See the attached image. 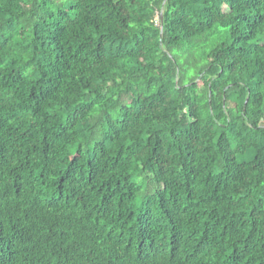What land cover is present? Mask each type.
Masks as SVG:
<instances>
[{"label": "trees", "instance_id": "1", "mask_svg": "<svg viewBox=\"0 0 264 264\" xmlns=\"http://www.w3.org/2000/svg\"><path fill=\"white\" fill-rule=\"evenodd\" d=\"M0 264H264V0H0Z\"/></svg>", "mask_w": 264, "mask_h": 264}, {"label": "clouds", "instance_id": "2", "mask_svg": "<svg viewBox=\"0 0 264 264\" xmlns=\"http://www.w3.org/2000/svg\"><path fill=\"white\" fill-rule=\"evenodd\" d=\"M124 3L126 5H128L129 7L131 6V0H124ZM177 55L179 56V53H177ZM187 58L184 57L182 59L179 60V64H180V70L179 72L176 74V76H171L170 73H166V75H169V78L172 79L173 81V85L174 87L172 88V93H173V98H177V99H182L181 97L178 96V91L181 88H185V96H187L191 91V83L194 79H198L199 76L201 74H205L206 75V79H208L209 81H211L212 79H214V74H207L206 71V66L207 64L210 62L209 59H205L204 63L201 65H198L195 69L192 68L191 64H186L185 60ZM115 91V90H114ZM141 91H143V89H141ZM157 91L156 87H153V89L151 90V92H147L145 93L146 97H153L154 101H159L160 99H163V96L161 97H156L155 93ZM123 92V89H120L119 92H116L113 97H112V106L108 109L109 111H111V108H115L117 101L119 100V96L120 93ZM166 95V93H165ZM197 95L198 96H203V100L201 101L202 104H207V90L206 88L202 87L197 91ZM153 100L148 101L149 103H153ZM129 107H132V103H129ZM101 111L100 108L96 109V112L93 113V115L95 116L97 113H99ZM184 111H186V109H184ZM119 113V109H116V112L113 113V116L115 117L117 114ZM159 114V113H157ZM205 115H207V110H205ZM179 116H180V111H177L176 116L173 118V122L171 125H160V127L163 128H168V127H176L177 126V121H179ZM122 118V116H121ZM151 133H147L144 138L143 141H136L133 144H130V147L132 148V150L134 152L137 153V156L139 158V160L142 163H146V158L147 156L150 154V148H148L147 144H146V140H147V135H150ZM170 139V138H169ZM72 160V155L68 156V163H71ZM171 167L176 169V173H179L180 169L178 167H176V165L172 164L170 165ZM143 170V169H142ZM220 170H222L221 168H217V171L219 172ZM140 196H144V191L142 190L139 193ZM137 206L139 205V200H137Z\"/></svg>", "mask_w": 264, "mask_h": 264}, {"label": "water", "instance_id": "3", "mask_svg": "<svg viewBox=\"0 0 264 264\" xmlns=\"http://www.w3.org/2000/svg\"><path fill=\"white\" fill-rule=\"evenodd\" d=\"M246 103H247V101H246ZM246 103H245V104H246Z\"/></svg>", "mask_w": 264, "mask_h": 264}]
</instances>
